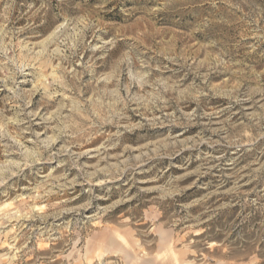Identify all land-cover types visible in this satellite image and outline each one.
Segmentation results:
<instances>
[{
    "label": "rangeland",
    "instance_id": "rangeland-1",
    "mask_svg": "<svg viewBox=\"0 0 264 264\" xmlns=\"http://www.w3.org/2000/svg\"><path fill=\"white\" fill-rule=\"evenodd\" d=\"M0 264H264V0H0Z\"/></svg>",
    "mask_w": 264,
    "mask_h": 264
},
{
    "label": "bare ground",
    "instance_id": "bare-ground-1",
    "mask_svg": "<svg viewBox=\"0 0 264 264\" xmlns=\"http://www.w3.org/2000/svg\"><path fill=\"white\" fill-rule=\"evenodd\" d=\"M127 257H129V254H127Z\"/></svg>",
    "mask_w": 264,
    "mask_h": 264
}]
</instances>
